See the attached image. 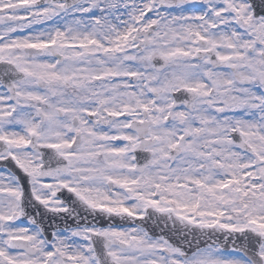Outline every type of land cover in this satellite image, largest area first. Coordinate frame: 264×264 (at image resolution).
<instances>
[{"label":"snow or ice","instance_id":"snow-or-ice-1","mask_svg":"<svg viewBox=\"0 0 264 264\" xmlns=\"http://www.w3.org/2000/svg\"><path fill=\"white\" fill-rule=\"evenodd\" d=\"M259 7L0 0V264H264Z\"/></svg>","mask_w":264,"mask_h":264},{"label":"water","instance_id":"water-1","mask_svg":"<svg viewBox=\"0 0 264 264\" xmlns=\"http://www.w3.org/2000/svg\"><path fill=\"white\" fill-rule=\"evenodd\" d=\"M255 2L257 4V10L260 11V7H259L260 0H255ZM26 210L32 215H35L37 211H39L42 214L44 212L42 208L34 209L31 206H29ZM80 211H82V209H80ZM37 220L40 221L41 217L37 216ZM88 221L94 223H106V218L100 216L93 218L92 216H89ZM115 223H121V222L117 219ZM41 226L46 229L45 234L48 235L52 231L58 228H67L71 226L73 227L75 226V222L71 218H65L63 214H61L60 216H52L51 214H47V215H43ZM150 226L155 230V234L157 235L160 234V229L156 227L154 223L150 222ZM240 243H241L240 241H236L237 246H239ZM230 246L231 243L228 245V247Z\"/></svg>","mask_w":264,"mask_h":264},{"label":"rangeland","instance_id":"rangeland-1","mask_svg":"<svg viewBox=\"0 0 264 264\" xmlns=\"http://www.w3.org/2000/svg\"><path fill=\"white\" fill-rule=\"evenodd\" d=\"M193 10H195V9H193ZM44 27H50V25H45ZM18 224H21L19 221L17 222ZM21 225H23V224H21ZM24 226V225H23ZM58 231H60V230H58Z\"/></svg>","mask_w":264,"mask_h":264},{"label":"flooded vegetation","instance_id":"flooded-vegetation-1","mask_svg":"<svg viewBox=\"0 0 264 264\" xmlns=\"http://www.w3.org/2000/svg\"><path fill=\"white\" fill-rule=\"evenodd\" d=\"M47 25H50V26H52V22H48V24H47ZM47 25H46V26H47ZM229 248H231V246H230Z\"/></svg>","mask_w":264,"mask_h":264}]
</instances>
